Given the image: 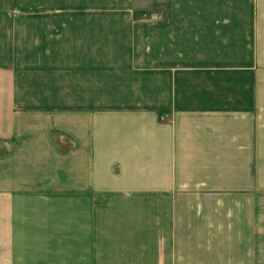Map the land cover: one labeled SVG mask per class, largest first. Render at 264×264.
I'll use <instances>...</instances> for the list:
<instances>
[{
	"label": "crops",
	"instance_id": "obj_1",
	"mask_svg": "<svg viewBox=\"0 0 264 264\" xmlns=\"http://www.w3.org/2000/svg\"><path fill=\"white\" fill-rule=\"evenodd\" d=\"M0 0V264H264V0Z\"/></svg>",
	"mask_w": 264,
	"mask_h": 264
},
{
	"label": "rangeland",
	"instance_id": "obj_2",
	"mask_svg": "<svg viewBox=\"0 0 264 264\" xmlns=\"http://www.w3.org/2000/svg\"><path fill=\"white\" fill-rule=\"evenodd\" d=\"M20 2V9L25 6V0H19ZM138 5L148 4L150 8H161L163 6V0H136Z\"/></svg>",
	"mask_w": 264,
	"mask_h": 264
}]
</instances>
